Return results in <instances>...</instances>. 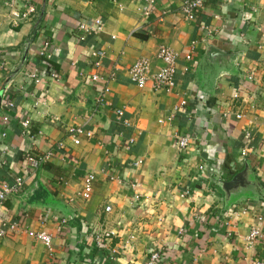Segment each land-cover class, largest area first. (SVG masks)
<instances>
[{
  "label": "crops",
  "instance_id": "0c3cea01",
  "mask_svg": "<svg viewBox=\"0 0 264 264\" xmlns=\"http://www.w3.org/2000/svg\"><path fill=\"white\" fill-rule=\"evenodd\" d=\"M6 1L0 0V186L17 177L24 185L1 216L53 239L49 248L25 231L0 238V264H142L156 249L164 250L165 264L264 261V197L241 193L227 202L219 184L248 161L264 187V0H203L193 19L183 13L185 0H32L29 19ZM81 22L97 28L83 37ZM45 41L51 57L40 53ZM209 45L236 58L211 63ZM162 46L180 54L171 93L152 82L140 88L128 74L141 57L156 71ZM97 48L106 52L98 68L91 55ZM114 69L100 102L102 84L91 76ZM182 92L188 104L175 111ZM75 126L91 136L75 143ZM178 135L190 138L188 147H179ZM47 153L51 158L38 167L28 159ZM89 173L93 191L84 199ZM254 225L262 237L250 246L245 238Z\"/></svg>",
  "mask_w": 264,
  "mask_h": 264
},
{
  "label": "built area",
  "instance_id": "2783aa9c",
  "mask_svg": "<svg viewBox=\"0 0 264 264\" xmlns=\"http://www.w3.org/2000/svg\"><path fill=\"white\" fill-rule=\"evenodd\" d=\"M155 0H151V4L154 3ZM7 4H10L12 6L17 5V11L16 14L23 19H29L30 15L32 13H35L36 8L32 0H10L6 1ZM204 4L203 0H185L183 5V13L184 15L189 18L193 19L196 16V11ZM145 13L149 14L150 10L149 8L145 9ZM97 24L101 23V20L98 19ZM97 27L88 26V24L81 22L79 24V29L82 31L83 37L86 36V33H90ZM206 28V27H205ZM195 44V41L194 43ZM50 43L49 41H45L40 53L43 56L51 57V54L48 52ZM91 55L94 59V65L95 67H101L103 65L104 59L106 57L105 50L101 48L94 49L91 52ZM159 59L162 61V66H160L156 71L152 69L151 62L146 57H141L139 59H136L129 67L128 74L131 78V80L140 88H144L149 82H152V86L157 91H166V92H174L177 84L176 74H177V63L180 57V54L178 51L173 49L169 46H162L157 53ZM186 58L189 60L191 59V54H188ZM52 77L55 79H59V74L56 71L52 72ZM33 77H36L35 74H32ZM116 78V69L108 73L107 75H103L101 73L95 72L92 74L91 79L95 82H100L102 84V89L99 93V101L103 102L104 97L109 92V82L110 80ZM180 95V100L177 103V105L174 107L175 111L181 110L184 106L188 104V93L182 92L178 93ZM242 97V94L240 93V89L235 92L234 98L238 99ZM8 106H13V103L9 102ZM117 116L118 119L124 122L126 125H129V120L125 117V110L124 109H117ZM228 113L225 112L224 116H227ZM236 118L241 119L242 113L238 112L235 113ZM173 115L169 117V119H173ZM8 117H5V120H7ZM22 125L24 127L28 126V121L24 120L22 121ZM69 134L74 138L75 143H80V136L84 135L87 137L91 136V132L87 131L83 126H75L71 127L69 129ZM245 136L248 139L253 138V132L252 130H246ZM178 141L177 144L181 148H186L189 146V140L190 138L185 135H178ZM130 143H133L135 139L133 137L130 138ZM249 151L248 148H244L242 150V155H247ZM52 154L47 153L46 155H41L38 157L30 156L28 159L30 160L31 164L34 167H38L41 164L47 162L51 158ZM143 162L142 159H138L134 162L135 166H139ZM95 180V174L89 173L87 177L85 178L84 187L80 195L84 199H89L91 197L92 191H93V181ZM24 185V179L22 177H17L13 183L4 182L0 186V238L6 237L8 235H11L13 233H16L18 231H25L27 235L35 240L43 242L47 247H52V235L47 232L46 230H34V229H27L23 227V225L18 221H6L2 218L1 212L2 209L5 207V203L7 199L11 195H15L19 193L21 188ZM107 210H110V207L107 206ZM259 221L262 220V217L258 218ZM64 223L66 220L64 219ZM262 237V231L260 225H254L249 234L246 236L247 243L251 246L256 243V241ZM99 246H103L102 241H98ZM165 259V252L163 249H156L153 250L147 260L142 264H165L163 263ZM86 264H109L106 261H88ZM253 264H264V261H260L258 259H255L253 261Z\"/></svg>",
  "mask_w": 264,
  "mask_h": 264
},
{
  "label": "water",
  "instance_id": "95a60500",
  "mask_svg": "<svg viewBox=\"0 0 264 264\" xmlns=\"http://www.w3.org/2000/svg\"><path fill=\"white\" fill-rule=\"evenodd\" d=\"M206 57L211 63H225L227 59H235L236 54L209 45L207 47ZM219 184L225 192V199L227 202H231L235 196L241 193H253L264 197V187L261 181L256 177L248 161L244 163V168L234 174L232 178L220 181ZM27 193L28 191H25L24 194Z\"/></svg>",
  "mask_w": 264,
  "mask_h": 264
}]
</instances>
